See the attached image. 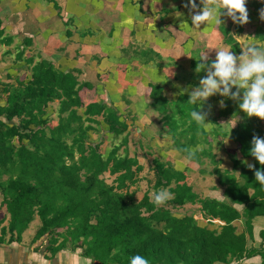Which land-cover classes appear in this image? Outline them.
Here are the masks:
<instances>
[{
  "label": "crops",
  "instance_id": "obj_1",
  "mask_svg": "<svg viewBox=\"0 0 264 264\" xmlns=\"http://www.w3.org/2000/svg\"><path fill=\"white\" fill-rule=\"evenodd\" d=\"M202 3L203 0H0V106L6 100L3 90L8 85L29 78L30 61L35 64L46 60L57 71L74 74L83 109L87 105L102 108L101 114L92 117L95 122L89 124L95 131L89 135V142L99 145L104 156L116 149L118 157L134 159L141 166L140 181L132 189L138 191L146 175L151 189L152 161L157 159L183 177L181 183L191 187L199 198L222 199V188L211 175L207 154L215 158L220 170L233 172L235 159L245 163L248 160L242 158L231 132L245 120L264 130V120L247 117L237 100L219 95L209 97L197 108L188 103V93L206 75L203 70L196 71L204 56L203 62L207 63L220 49L239 55L243 47L252 44L264 48V0H245L248 20L244 24L222 14L220 23L206 18L194 28L191 16L202 11ZM184 103L206 113L207 125L184 121L183 117H191V111L183 114ZM56 108L57 102L49 111ZM108 116L114 118L112 124ZM0 121L4 119L0 117ZM56 124L53 114L49 125ZM117 124L124 129L122 134H111L110 128ZM189 126L201 127L205 132L197 135L196 146L188 147L198 161L189 160L173 141L172 129ZM105 178L108 183L113 179L108 172ZM188 206L199 209V205L184 207ZM36 220L19 243H8L7 236L0 243V264H89L70 251H60L53 257L46 253V242L33 240L38 225L34 229L30 226ZM7 221L0 196V229ZM253 225L257 234L264 229V217L256 218ZM251 262H258V258Z\"/></svg>",
  "mask_w": 264,
  "mask_h": 264
},
{
  "label": "trees",
  "instance_id": "obj_2",
  "mask_svg": "<svg viewBox=\"0 0 264 264\" xmlns=\"http://www.w3.org/2000/svg\"><path fill=\"white\" fill-rule=\"evenodd\" d=\"M30 64L29 78L8 85L0 106V196L8 216L0 243L6 236L8 243H19L37 218L33 240L45 241L51 257L70 251L89 264H128L133 254L146 257L149 264H264V229L256 234L253 225L264 217V187L254 176L264 166L249 154L253 136L264 137V130L245 120L231 132L248 160L235 159L233 172L220 170L215 158L203 152L222 199L199 198L172 167L154 159L151 189L171 193L158 206L147 192L136 198L132 187L141 171L136 160L118 157L116 149L104 156L99 145L89 142L95 132L89 124L102 108H82L74 74L59 72L42 59ZM55 102L57 108L49 111ZM181 107L183 114L192 111L187 103ZM53 114L57 124L50 126ZM106 118L112 124L114 118ZM118 127L112 126L110 133L122 134ZM171 132L177 149L198 161L188 147L197 145L203 129L176 127ZM187 204L199 205L202 221L173 213ZM253 258L258 262H251Z\"/></svg>",
  "mask_w": 264,
  "mask_h": 264
},
{
  "label": "clouds",
  "instance_id": "obj_3",
  "mask_svg": "<svg viewBox=\"0 0 264 264\" xmlns=\"http://www.w3.org/2000/svg\"><path fill=\"white\" fill-rule=\"evenodd\" d=\"M222 14L229 16L235 23H246L248 16L245 0H203L202 11L193 14L191 22L194 28L199 27L197 22L206 18L220 23ZM261 18H264V10L261 11ZM204 60L205 56L197 65L196 71L203 70L206 75L200 79L199 85L188 93V103L201 108L209 97H228L238 101L239 109L247 117L264 120V48L252 44L243 47L239 55L220 49L214 60L207 63H204ZM223 103V100L219 101L220 105ZM190 115L196 122L207 125L206 113L194 110L193 107ZM249 154L264 166V137L253 136ZM247 167L252 169L253 165L249 163ZM254 176L255 181L264 187V171L257 169ZM170 196L171 193L166 189L159 190L154 194V201L159 205ZM128 264H149V261L140 254H133L129 257Z\"/></svg>",
  "mask_w": 264,
  "mask_h": 264
},
{
  "label": "rangeland",
  "instance_id": "obj_4",
  "mask_svg": "<svg viewBox=\"0 0 264 264\" xmlns=\"http://www.w3.org/2000/svg\"><path fill=\"white\" fill-rule=\"evenodd\" d=\"M147 177H144L143 178V181L142 183H140L141 186H139L138 188V191L136 192V198L137 199H140L142 198L143 194L145 192L148 193L149 195V198L151 200L154 201V191L150 189V186H149V176L146 175ZM108 180L109 179H106L107 183H108ZM158 206H164V203L162 204H159ZM173 213L177 214V215H185V214H189L191 215V217L195 218V219H198V220H201L202 221V217L201 216H198V208H196L195 206L194 207H184V208H178V209H175V210H172ZM36 225H39V221L38 219L36 220V222H34L30 227L31 229H34Z\"/></svg>",
  "mask_w": 264,
  "mask_h": 264
}]
</instances>
